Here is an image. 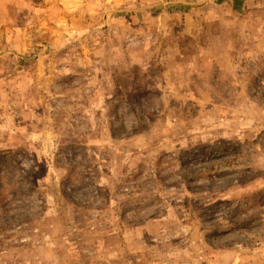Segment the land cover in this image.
Masks as SVG:
<instances>
[{"label":"rangeland","instance_id":"rangeland-1","mask_svg":"<svg viewBox=\"0 0 264 264\" xmlns=\"http://www.w3.org/2000/svg\"><path fill=\"white\" fill-rule=\"evenodd\" d=\"M0 264H264V0H0Z\"/></svg>","mask_w":264,"mask_h":264}]
</instances>
